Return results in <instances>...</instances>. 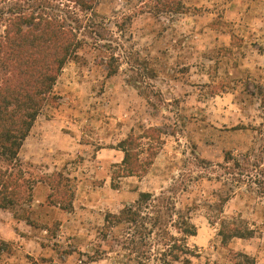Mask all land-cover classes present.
<instances>
[{
    "label": "rangeland",
    "instance_id": "obj_1",
    "mask_svg": "<svg viewBox=\"0 0 264 264\" xmlns=\"http://www.w3.org/2000/svg\"><path fill=\"white\" fill-rule=\"evenodd\" d=\"M182 1V14H158L155 0L97 1L93 17L107 40L87 39L67 63L54 89L57 106L38 117L19 153L39 176L68 179L73 208L51 206V191L37 187L30 206L1 210L0 264H136L117 245L121 228L103 237L105 216L198 174L179 200L200 205L191 214L197 235L187 240L192 264H264L258 187L239 189L231 181L240 170L224 182L223 168L208 166L223 164L227 153L264 166V0ZM110 64L119 66L111 77ZM149 127L165 133L152 166L144 176L113 180L119 142ZM223 218L257 232L225 244Z\"/></svg>",
    "mask_w": 264,
    "mask_h": 264
},
{
    "label": "trees",
    "instance_id": "obj_2",
    "mask_svg": "<svg viewBox=\"0 0 264 264\" xmlns=\"http://www.w3.org/2000/svg\"><path fill=\"white\" fill-rule=\"evenodd\" d=\"M97 1L0 0V210L15 212L30 206L37 187L51 191L47 196L51 206L64 211L73 208L74 194L64 184L68 179L62 173L39 176L32 164L21 161L19 153L38 117L45 109L57 106L59 97L54 89L67 63L77 59L87 39L107 40L100 32L107 30L99 27L93 17ZM155 1L158 14L186 11L182 0ZM107 45L113 48L112 41ZM115 59L118 61V57ZM118 70L117 64H110L108 76L116 75ZM164 134L158 127H149L120 141L117 149L123 153V159L115 166L113 180L144 176L164 144ZM208 166L214 172L216 167L223 168V176L217 178L224 182H229L225 175L240 170V177L233 178L231 183L239 189L240 185H256L259 197L264 198V175L259 173L264 166L261 168L255 157L247 155L239 160L227 153L223 164ZM184 177L159 194L141 193L134 204L125 206L118 214L108 213L101 230L103 237L107 239L121 228L123 234L117 245L127 250L129 260L136 264H192L193 252L187 240L197 235L191 214L200 205H180L179 200L202 176ZM230 198L231 195L225 196L218 206H224ZM19 219L28 223V217ZM219 224L218 234L225 244L234 238H253L257 232L245 220L237 223L223 218ZM5 245L0 240V253L5 252ZM133 254L135 257L131 258Z\"/></svg>",
    "mask_w": 264,
    "mask_h": 264
},
{
    "label": "crops",
    "instance_id": "obj_3",
    "mask_svg": "<svg viewBox=\"0 0 264 264\" xmlns=\"http://www.w3.org/2000/svg\"><path fill=\"white\" fill-rule=\"evenodd\" d=\"M1 211V210H0Z\"/></svg>",
    "mask_w": 264,
    "mask_h": 264
}]
</instances>
